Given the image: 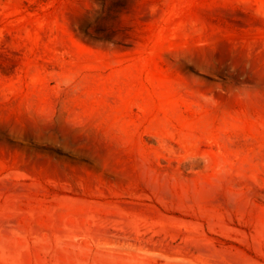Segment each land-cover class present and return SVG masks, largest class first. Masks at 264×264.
I'll list each match as a JSON object with an SVG mask.
<instances>
[{"label": "rangeland", "instance_id": "obj_1", "mask_svg": "<svg viewBox=\"0 0 264 264\" xmlns=\"http://www.w3.org/2000/svg\"><path fill=\"white\" fill-rule=\"evenodd\" d=\"M0 264H264V0H0Z\"/></svg>", "mask_w": 264, "mask_h": 264}]
</instances>
